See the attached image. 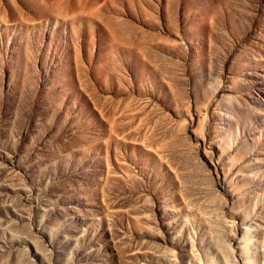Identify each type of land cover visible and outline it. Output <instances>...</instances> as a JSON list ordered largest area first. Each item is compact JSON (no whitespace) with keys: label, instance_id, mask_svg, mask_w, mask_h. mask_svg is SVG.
<instances>
[{"label":"rangeland","instance_id":"rangeland-1","mask_svg":"<svg viewBox=\"0 0 264 264\" xmlns=\"http://www.w3.org/2000/svg\"><path fill=\"white\" fill-rule=\"evenodd\" d=\"M0 264H264V0H0Z\"/></svg>","mask_w":264,"mask_h":264}]
</instances>
